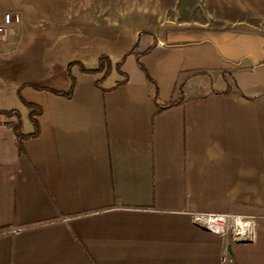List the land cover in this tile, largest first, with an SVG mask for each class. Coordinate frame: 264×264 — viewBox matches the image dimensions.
I'll return each instance as SVG.
<instances>
[{
  "label": "crops",
  "instance_id": "crops-1",
  "mask_svg": "<svg viewBox=\"0 0 264 264\" xmlns=\"http://www.w3.org/2000/svg\"><path fill=\"white\" fill-rule=\"evenodd\" d=\"M5 12L18 21L0 40V110L24 134L17 91L41 112L21 152L0 122V264H264V0H0ZM101 54L124 57L96 86L77 62ZM69 63V97L31 86L66 92ZM193 213L252 216L254 239Z\"/></svg>",
  "mask_w": 264,
  "mask_h": 264
},
{
  "label": "trees",
  "instance_id": "trees-1",
  "mask_svg": "<svg viewBox=\"0 0 264 264\" xmlns=\"http://www.w3.org/2000/svg\"><path fill=\"white\" fill-rule=\"evenodd\" d=\"M136 61H137L139 68L144 71V68L139 61V54H136ZM71 65H72V63H70L67 67V72H68V75L70 76L71 83H70L69 89L66 92H60V91H57L55 89H51L48 87L35 85V84H32L31 86L37 90H45V91H48V92L53 93V94H60V95L65 96V97H69L73 91V87L75 84V80L70 75V72H69V68ZM78 66H79V70L83 73L101 74V77L94 82V84L96 86H98L101 82L106 80V78L109 76V74L112 70L111 63H110L109 59L105 56L99 57L98 66L95 69H86L81 64H78ZM120 66H121V62L116 63L115 70L120 72ZM145 76L149 81H151V79L148 77L147 74H145ZM17 95H18L20 102L28 109V119L32 125L33 131L30 134L22 133V130H21L22 123H21L20 115H19V112L16 110H0V116L3 117V119H4L3 124L7 128H9L13 134L17 150L19 152H21L23 141L28 139V138H34L38 135L39 126H38L37 118L41 112V109L38 105L22 99L20 94H19V91H17ZM153 99H154V102L156 103V88L154 91ZM172 104H173V102H169V103L164 104L162 106H170Z\"/></svg>",
  "mask_w": 264,
  "mask_h": 264
},
{
  "label": "built area",
  "instance_id": "built-area-1",
  "mask_svg": "<svg viewBox=\"0 0 264 264\" xmlns=\"http://www.w3.org/2000/svg\"><path fill=\"white\" fill-rule=\"evenodd\" d=\"M17 21V16L9 12L3 13L0 22V40H6L10 25ZM158 44L161 45L162 43L158 42ZM192 219L197 226L216 232L223 237H229L235 242L247 243L254 239L252 230L254 217L252 216L226 213H193Z\"/></svg>",
  "mask_w": 264,
  "mask_h": 264
},
{
  "label": "rangeland",
  "instance_id": "rangeland-1",
  "mask_svg": "<svg viewBox=\"0 0 264 264\" xmlns=\"http://www.w3.org/2000/svg\"><path fill=\"white\" fill-rule=\"evenodd\" d=\"M133 48V47H132ZM101 56H105V57H107L108 59H109V61H110V63H111V67H112V70H115V65H116V63H120L121 62V60L123 59V57H118V58H121L119 61H117L116 62V57H114V56H109V55H105V54H101L99 57H101ZM99 57H98V59H99ZM98 59H97V64H96V67L98 66ZM70 64V63H69ZM68 64V65H69ZM73 64V63H72ZM77 64H80V63H78L77 62ZM82 65V64H81ZM83 66V65H82ZM68 67V66H67ZM79 67V66H78ZM84 67V66H83ZM95 67V68H96ZM85 68V67H84ZM95 68H86V69H95ZM111 70V71H112ZM98 75H100V77H101V74H98ZM26 80H29V79H26ZM6 90L8 91V89L6 88ZM18 96V95H17ZM3 121H4V119H3V117H1L0 116V122H2L3 123Z\"/></svg>",
  "mask_w": 264,
  "mask_h": 264
}]
</instances>
